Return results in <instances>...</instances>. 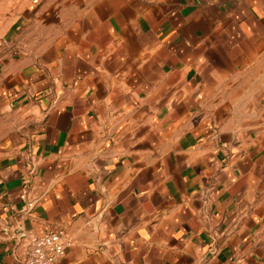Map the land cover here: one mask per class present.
<instances>
[{"label": "crops", "instance_id": "obj_1", "mask_svg": "<svg viewBox=\"0 0 264 264\" xmlns=\"http://www.w3.org/2000/svg\"><path fill=\"white\" fill-rule=\"evenodd\" d=\"M57 227L58 264H264V0H0V264Z\"/></svg>", "mask_w": 264, "mask_h": 264}, {"label": "built area", "instance_id": "obj_2", "mask_svg": "<svg viewBox=\"0 0 264 264\" xmlns=\"http://www.w3.org/2000/svg\"><path fill=\"white\" fill-rule=\"evenodd\" d=\"M25 197V194H22ZM32 201L27 202L31 208ZM16 240H25L22 264H58L65 250L72 244V236L64 227H57L43 234H34L20 228L15 233Z\"/></svg>", "mask_w": 264, "mask_h": 264}]
</instances>
